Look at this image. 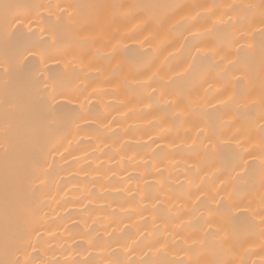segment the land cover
Returning a JSON list of instances; mask_svg holds the SVG:
<instances>
[{"label":"bare ground","instance_id":"1","mask_svg":"<svg viewBox=\"0 0 264 264\" xmlns=\"http://www.w3.org/2000/svg\"><path fill=\"white\" fill-rule=\"evenodd\" d=\"M0 264H264V0H0Z\"/></svg>","mask_w":264,"mask_h":264}]
</instances>
